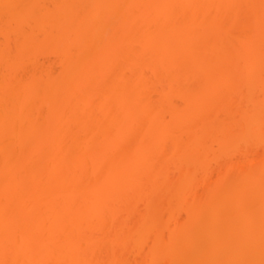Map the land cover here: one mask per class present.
I'll list each match as a JSON object with an SVG mask.
<instances>
[{"label": "bare ground", "instance_id": "bare-ground-1", "mask_svg": "<svg viewBox=\"0 0 264 264\" xmlns=\"http://www.w3.org/2000/svg\"><path fill=\"white\" fill-rule=\"evenodd\" d=\"M258 146L264 0H0V264H264Z\"/></svg>", "mask_w": 264, "mask_h": 264}, {"label": "rangeland", "instance_id": "rangeland-1", "mask_svg": "<svg viewBox=\"0 0 264 264\" xmlns=\"http://www.w3.org/2000/svg\"><path fill=\"white\" fill-rule=\"evenodd\" d=\"M39 60H40L41 62L43 61L41 58H40ZM258 147H259V146H258ZM262 147H263V146H262ZM262 147H259L260 150H259L258 148L255 147L256 150H257L256 152L254 151L255 148H253V147H252L253 151H251L252 149H250V150H249V149H248V150L246 149V151H247L246 154H247V155H245V156H244V154H243V152H245V151L241 152L242 154L236 152L237 154L234 153L235 156H236L235 158H232V157L234 156V155H233L232 157H230L229 159H227V162H225L226 160H223L225 163H224L222 160H221L222 163H221V162H220V163L217 162V163L220 164V165H218V164H217V165H216V164L212 165V167L215 166L214 169H216V170H215L216 172H215L214 170H212V168H210V170L208 171L209 173H207V175H205L206 179H205V178H204V179L207 180V182H208V178H209L210 176H212V177L209 178V182L213 183V182L216 180L215 177L221 172V170L224 169V168H223V167H225L224 165L226 164V167H227V165L230 166L229 164H227L228 161H229V163H232V164H233V163H234V164L237 163V164H239V166H240V164H242L243 166L241 165V167H244V163L246 164L247 162H250L251 159H252V162H251V163H253V162L255 163V161L257 162V160H256L255 158L260 157V156L262 157V156L264 155V154H263L264 152H261V150L264 151V150L262 149ZM263 148H264V147H263ZM249 151H251V153H248ZM257 153H260V154H259L260 156L257 155ZM248 154H249V156H248ZM243 156H244V157H243ZM246 156H247V157H246ZM242 158H243V159H242ZM245 158H246V159H245ZM253 158H254V159H253ZM237 159H238V160H237ZM248 159H249V160H248ZM258 159H259V158H258ZM263 159H264V157H263ZM240 160H241V161L243 160L242 163H241ZM254 160H255V161H254ZM259 160H260V159H259ZM262 161H263V163H264V160H262ZM262 161H260V162H262ZM243 162H244V163H243ZM234 164H233V165H234ZM247 164H248V163H247ZM247 164H246L245 166H247ZM249 164H250V163H249ZM249 164H248L247 167H249ZM257 164H258V163H257ZM261 164H262V163H261ZM233 165H231V166H233ZM251 165H253V164H251ZM216 166H218V168L220 167L221 169H217ZM221 166H222V167H221ZM237 166H238V165H237ZM255 166H257V165H255ZM259 166H260V165H259ZM226 167H225V168H226ZM233 167H234V166H233ZM247 167H245V168H247ZM251 167H252V166H250V168H251ZM261 167H262V166H261ZM262 168H263V167H262ZM262 168H261V169H262ZM239 169H240V168H239ZM242 169H243V168H241L240 170H242ZM259 169H260V168H259ZM236 170H237V167H236ZM240 170H239V171H240ZM252 170H254V169H252ZM213 171L215 172V174L213 173ZM237 171H238V170H237ZM239 171H238V172H239ZM242 171H244V169H243ZM256 171H258V170H256ZM211 172H212L214 175H211ZM234 172H235V171H234ZM238 172H237V173H238ZM240 172H241V171H240ZM237 173H235V175L233 176L234 178H235V176H236ZM233 174H234V173H233ZM239 174H240V173H239ZM173 175L175 176V175H176V172H175ZM215 175H216V176H215ZM208 176H209V177H208ZM239 176H240V175H239ZM261 179H262V181H264V176H263V178H261ZM207 182H206L205 184H207ZM209 182H208V183H209ZM201 184H204V183H201ZM209 184H210V183H209ZM197 185H198V184H197ZM203 186H204V185H203ZM203 186H202V188H203ZM199 187H200V188H199ZM204 187H205V186H204ZM202 188H201V185H200V183H199V185L196 187L197 190H195V188H194V192L197 191V192H196L197 194H199V195L202 194L201 196H203V194H204V191H203V190H204L205 188H203V190H202ZM211 188H212V190H214V191H212ZM211 188H209V191H210V192L212 191V193L215 194V193L217 192V190L214 189V188H215L214 185H213V187H211ZM216 188H217V187H216ZM200 189H201L203 192H200ZM206 189H207V188H206ZM209 191H205V193L208 192V195H210V192H209ZM215 191H216V192H215ZM212 193H211V194H212ZM177 215H178V214H177ZM180 217H181V218H180ZM182 217H184V214H181V215L179 214V216L176 217V219H179V223H180V226H181V227L184 226V225H183L184 221H185L186 219L188 220V218L185 217L186 219H184V221H183V220H182ZM130 218H131L130 220H133V219L135 220V219L137 218V216H135V215L132 216V215H131ZM193 218H194V217H193ZM193 218H190V219L192 220V221H189V222H190V225H191L192 223H194V224H196V225H194V226L191 225V228L194 227V229H198L200 226L203 225L202 223L205 222L203 217H199L198 219H193ZM187 220L185 221L186 223H187ZM193 220H194V221H193ZM181 221H182L183 223H181ZM199 222H200V223H199ZM179 223H178V224H179ZM188 224H189V223H187L186 225H188ZM190 225H188V226H190ZM177 226H178V225H177ZM180 226H179V227H180ZM197 226H199V227H197ZM144 249H147V247H144ZM144 249H143V252L147 253V255H149V256H147V258L145 257L146 259H144L143 254H142V259H144V260L147 262V259L149 258L150 261L148 260L147 264H148L149 262H150V263H153V264H162V263H164V262H162L161 260H160L161 262L159 263V260H158V258H157V257H158L157 253H155V252H151V253L149 254V253H148V250H144ZM144 255H145V254H144ZM150 255H152V256H150ZM154 255H155V256H154ZM156 256H157V257H156ZM132 260H133V259H132V257L130 256V258H128V261H129V262H132ZM145 261H144V262H145ZM127 263H128V262H127ZM150 263H149V264H150Z\"/></svg>", "mask_w": 264, "mask_h": 264}]
</instances>
